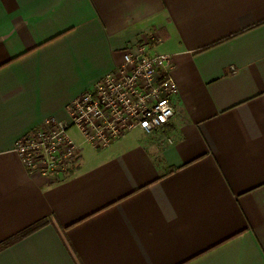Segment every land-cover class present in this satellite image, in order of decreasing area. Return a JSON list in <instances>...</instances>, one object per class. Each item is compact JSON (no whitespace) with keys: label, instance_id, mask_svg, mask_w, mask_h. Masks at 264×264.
Masks as SVG:
<instances>
[{"label":"crops","instance_id":"crops-1","mask_svg":"<svg viewBox=\"0 0 264 264\" xmlns=\"http://www.w3.org/2000/svg\"><path fill=\"white\" fill-rule=\"evenodd\" d=\"M141 40L170 120L29 173L15 141ZM41 221L0 264H264V0H0V243Z\"/></svg>","mask_w":264,"mask_h":264},{"label":"built area","instance_id":"built-area-1","mask_svg":"<svg viewBox=\"0 0 264 264\" xmlns=\"http://www.w3.org/2000/svg\"><path fill=\"white\" fill-rule=\"evenodd\" d=\"M149 47L141 40L123 53L115 71L69 104L68 121L44 119L15 141L14 151L29 173L55 181L73 174L79 145L69 135L71 129L84 143L103 148L128 132L149 134L170 120V99L177 92L170 57L149 54Z\"/></svg>","mask_w":264,"mask_h":264},{"label":"trees","instance_id":"trees-1","mask_svg":"<svg viewBox=\"0 0 264 264\" xmlns=\"http://www.w3.org/2000/svg\"><path fill=\"white\" fill-rule=\"evenodd\" d=\"M44 224H45L44 221L38 222V223H36L35 225H33V226H31V227H29V228H27V229L21 231L20 233H18V234L15 235L14 237H12V238H10V239H8V240H6V241L0 243V250H1L2 248H4L5 246L9 245L10 243H12L13 241L18 240V239H20V238H23L24 236L30 234V233L33 232L34 230H36V229L40 228L41 226H43Z\"/></svg>","mask_w":264,"mask_h":264},{"label":"rangeland","instance_id":"rangeland-1","mask_svg":"<svg viewBox=\"0 0 264 264\" xmlns=\"http://www.w3.org/2000/svg\"><path fill=\"white\" fill-rule=\"evenodd\" d=\"M136 133V132H135ZM137 134H138V132H137ZM69 135L72 137V138H74V139H76L77 140V137L79 136L77 133H76V131L74 130V129H71L70 130V133H69ZM81 138V137H80ZM82 140V139H81ZM80 140V141H81ZM79 141V140H78ZM83 142V141H82Z\"/></svg>","mask_w":264,"mask_h":264}]
</instances>
